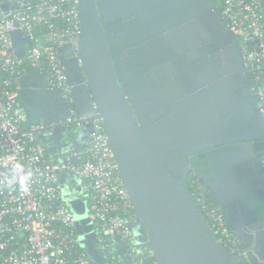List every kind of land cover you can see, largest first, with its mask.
Here are the masks:
<instances>
[{
    "label": "water",
    "instance_id": "water-1",
    "mask_svg": "<svg viewBox=\"0 0 264 264\" xmlns=\"http://www.w3.org/2000/svg\"><path fill=\"white\" fill-rule=\"evenodd\" d=\"M75 1L81 27L77 55L70 56L74 45L65 44L59 60L73 87L76 114H89L94 105L101 119L132 204L135 221L127 226L143 263L236 264L234 256L243 253L249 264H264L263 119L239 41L212 0ZM260 2L264 8V0ZM191 25L195 84L182 90L166 64L164 118L142 130L139 108L127 99V80L120 76L126 57L117 58L126 49L129 57L141 56L146 66L154 67L160 50L169 48L164 35H177L176 29L183 32ZM11 38L20 56V43L30 41L19 31ZM43 76H21L19 98L30 123L42 125L33 138L57 166L54 176L61 199L73 213L79 246L90 264H131L123 242L109 252L97 247L81 180L61 166L76 162L93 125L66 122L68 105L44 87ZM147 76L156 85L150 72ZM152 92L162 95L160 88ZM139 122L146 124L141 118ZM191 171L220 207L240 244L238 252L217 242L184 186Z\"/></svg>",
    "mask_w": 264,
    "mask_h": 264
},
{
    "label": "built area",
    "instance_id": "built-area-1",
    "mask_svg": "<svg viewBox=\"0 0 264 264\" xmlns=\"http://www.w3.org/2000/svg\"><path fill=\"white\" fill-rule=\"evenodd\" d=\"M212 2L228 31L239 41L264 127V8L260 0ZM14 31L30 41L20 43V56L11 38ZM80 32L75 0H0V264H90L79 246L73 213L61 199L54 176L57 166L33 138V131L42 125L30 123L19 98L21 76L35 72L43 73L44 87L56 91L67 103L66 122L89 121L93 125L76 162L61 166L81 180L97 247L109 252L113 245L123 242L131 264H144L127 226L135 221L132 204L101 119L94 105L91 113L76 114L73 87L59 60V48L65 44L74 45L70 56L77 55ZM73 154H68V160ZM29 172L31 176L21 185L20 178ZM190 194L217 242L229 252H238L240 246L220 207L209 200L208 189L197 177ZM234 259L236 264L247 261L243 253Z\"/></svg>",
    "mask_w": 264,
    "mask_h": 264
},
{
    "label": "flooded vegetation",
    "instance_id": "flooded-vegetation-1",
    "mask_svg": "<svg viewBox=\"0 0 264 264\" xmlns=\"http://www.w3.org/2000/svg\"><path fill=\"white\" fill-rule=\"evenodd\" d=\"M176 33L178 36L175 34L164 35V42L169 48L160 50L157 58L158 63L154 67L146 66L141 56L133 57L131 55L129 57L126 49H124V54L117 58L121 60L126 57L121 67L120 76L125 77L127 80V99L139 108L138 113L141 116L138 117V125L142 130L164 118L165 107L162 102L167 100L164 88L168 86L164 68L166 64L173 72L170 74L173 82L177 83L182 90L185 91L192 82V85L195 84L196 67L192 66V62L195 61V59H192V25L184 28L183 32L176 29ZM139 70H141L140 74L146 80L145 83H142L140 75L137 73ZM147 72L151 73L156 85L153 86L148 79ZM146 88H150V90ZM155 88H160L162 95L156 96L152 92ZM140 118L146 123L145 126L139 122ZM193 175L191 171L184 183L186 184Z\"/></svg>",
    "mask_w": 264,
    "mask_h": 264
},
{
    "label": "trees",
    "instance_id": "trees-1",
    "mask_svg": "<svg viewBox=\"0 0 264 264\" xmlns=\"http://www.w3.org/2000/svg\"><path fill=\"white\" fill-rule=\"evenodd\" d=\"M195 179H196V176L193 175L191 177V179L186 184L184 183V186H186V188L188 189L189 192H191V183H192V181H195ZM208 198L210 201H212L214 204H216L211 195H209ZM237 244H238V246H240L239 242H237ZM245 264H249L248 261H246Z\"/></svg>",
    "mask_w": 264,
    "mask_h": 264
},
{
    "label": "clouds",
    "instance_id": "clouds-1",
    "mask_svg": "<svg viewBox=\"0 0 264 264\" xmlns=\"http://www.w3.org/2000/svg\"><path fill=\"white\" fill-rule=\"evenodd\" d=\"M19 169H20V166L18 165V166H17V170H19ZM14 173H15V172H14ZM29 176H31V173H30V172H29L26 176H22V177L20 178V183H21V185L24 184L25 180H26Z\"/></svg>",
    "mask_w": 264,
    "mask_h": 264
}]
</instances>
